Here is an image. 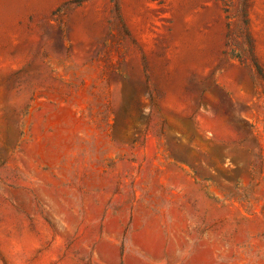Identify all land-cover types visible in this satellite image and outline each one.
<instances>
[{"label":"rangeland","instance_id":"obj_1","mask_svg":"<svg viewBox=\"0 0 264 264\" xmlns=\"http://www.w3.org/2000/svg\"><path fill=\"white\" fill-rule=\"evenodd\" d=\"M264 0H0V264H264Z\"/></svg>","mask_w":264,"mask_h":264},{"label":"trees","instance_id":"obj_2","mask_svg":"<svg viewBox=\"0 0 264 264\" xmlns=\"http://www.w3.org/2000/svg\"><path fill=\"white\" fill-rule=\"evenodd\" d=\"M247 44H248V53L250 55V59H251V63L253 65V67L255 68L256 72L258 73V75L264 80V76L262 75L261 73V70L258 66V64L256 63L255 59L253 58V55H252V44H251V41L249 40V38L247 39Z\"/></svg>","mask_w":264,"mask_h":264}]
</instances>
